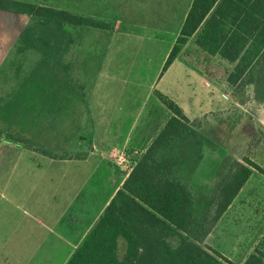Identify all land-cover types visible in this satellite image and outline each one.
Wrapping results in <instances>:
<instances>
[{"label":"rangeland","instance_id":"1","mask_svg":"<svg viewBox=\"0 0 264 264\" xmlns=\"http://www.w3.org/2000/svg\"><path fill=\"white\" fill-rule=\"evenodd\" d=\"M22 1L90 16L109 23L111 27L101 29L68 26L69 33L66 37L73 40L70 45L66 44V37H61L54 31L53 42L62 41L55 58L57 64H62L63 74H56L57 77L42 74L28 77L39 64L42 54L37 50H28L25 55L20 56L17 49L21 44V33L35 20L27 15L0 9V162L8 151L1 143L5 141V135L24 136L28 132L19 130L20 125L29 126L30 131L43 132L45 136L62 135L67 143L76 139L77 131H87L89 123L86 112L89 113V107L86 99L91 97L98 80H101V84L94 92L101 93L108 106L112 109L115 107L118 111L132 112L121 118L126 121L123 124L125 129L134 123L136 116L133 115L143 105L147 112L155 108L158 102L163 103L157 91L150 94V85L162 74L193 0ZM191 44L196 46L194 42L189 46ZM189 46L185 53H193V58H199L197 54L200 52L195 53ZM23 59L22 69L19 70L18 63ZM66 64L69 68L64 70ZM220 65L222 66L221 63ZM214 66L212 64L211 72ZM218 67L215 72L226 71L227 77L229 68ZM25 77L27 80L22 79ZM18 87L19 90L20 87L25 88V91L19 92L27 95L26 101L19 104L11 101L13 94L18 92H14ZM160 88L161 85L157 88L158 91ZM226 92L230 95L224 93L222 98L219 96L217 111L209 112L196 121L193 126L195 133L187 141L176 142L173 147L160 154V158L168 157L176 161L173 175H178L191 188L199 202L197 219L204 220L209 225L216 213L218 185L232 163L236 160L245 162L246 158H250L264 168V59L248 67L243 79L235 86L227 85ZM200 96L202 97L201 91ZM256 112L260 115H255ZM137 119L135 134L140 133L145 113ZM62 138L59 137V140ZM199 143L202 144L200 159L197 150ZM69 148L57 147L59 150ZM141 156L137 153L131 158L121 155L118 163L124 167L119 159H125L129 168L124 167L123 170L127 173ZM197 159L198 163L194 166ZM102 168L105 175L107 169ZM118 182V176H115L108 182V186L115 187ZM207 200L212 201L209 210L206 207ZM93 209L94 206L91 205V217ZM170 241L177 245L178 238L172 237ZM204 243L224 252L232 260V264H243L256 247L264 248L263 172H253L228 212L211 225ZM30 247H41L44 252L48 248L46 245ZM126 249L127 243L121 238L118 250L120 257L124 256ZM68 250L67 245L65 248L61 247L52 261L42 259L40 263L66 264L71 257H65Z\"/></svg>","mask_w":264,"mask_h":264},{"label":"trees","instance_id":"2","mask_svg":"<svg viewBox=\"0 0 264 264\" xmlns=\"http://www.w3.org/2000/svg\"><path fill=\"white\" fill-rule=\"evenodd\" d=\"M0 9L35 20L21 33V44L17 49L20 56L28 50L42 54L39 64L28 77L63 74L62 64H57L55 58L62 41L53 42L54 31L66 37L68 26L111 27L109 23L90 16L22 0H0ZM192 37L205 52L219 54L236 63L228 77L229 82L236 85L248 67L264 59V0H193L163 71ZM66 41L70 45L73 40L67 38ZM23 63L24 59L18 63L19 70ZM64 66V70L69 68L67 64ZM64 73L68 75L67 71ZM20 90L25 91V88L20 87ZM20 90L19 87L14 90L18 92H13L11 101L18 104L24 101L18 100L17 94H25ZM158 95L171 111V118L136 162L66 264H232L222 252L206 245L204 239L253 171L264 173V168L250 158L245 162L234 161L218 185L214 220L210 225L204 220L199 221V202L194 193L178 175H173L176 161L160 158L162 151L170 149L174 143L187 141L195 133L193 126L196 122L191 121L173 99L161 92ZM200 144L198 159L202 158ZM211 203V200L206 201L207 210ZM172 237L178 238L177 245L170 241ZM121 238L127 243L123 257L118 254ZM243 264H264V248L256 247Z\"/></svg>","mask_w":264,"mask_h":264},{"label":"crops","instance_id":"3","mask_svg":"<svg viewBox=\"0 0 264 264\" xmlns=\"http://www.w3.org/2000/svg\"><path fill=\"white\" fill-rule=\"evenodd\" d=\"M194 40L195 37L189 40L162 74L159 69L157 80L151 82L150 94L157 91L167 95L182 107L191 121L196 122L209 112L217 111L219 96L222 98L227 93L226 86H235L228 77L236 63L219 54L205 52ZM192 42L196 46H189ZM188 46L195 53L200 52L197 54L199 58H193V53H185ZM212 64L215 65L213 72L210 71ZM218 65L229 68L227 77L226 71L215 72ZM100 81L94 84V91ZM94 91L86 99L89 128L85 132L77 131L76 139H70V143L62 135L45 136L43 132L30 131L29 126L23 125L19 130L28 131L24 136L5 135V141L1 142L8 151L0 162V264H41L42 259L49 262L66 245L69 250L65 257L72 256L137 162L125 173L118 157L144 154L172 116L162 102L147 112L143 105L133 115L136 116L134 123L125 129L123 124L126 121L121 118L132 112L112 109L104 102L101 93ZM17 97L24 102L27 99L25 94H17ZM140 113H145V119L140 133L135 134ZM55 145L70 148L59 150ZM102 167L107 169L105 175ZM115 176L119 182L115 187L108 186ZM243 190L244 187L239 194ZM91 205L94 206L93 217ZM35 245L48 248L44 252L41 247H30Z\"/></svg>","mask_w":264,"mask_h":264},{"label":"built area","instance_id":"4","mask_svg":"<svg viewBox=\"0 0 264 264\" xmlns=\"http://www.w3.org/2000/svg\"><path fill=\"white\" fill-rule=\"evenodd\" d=\"M119 162L125 165V166H124L125 169L129 168V167H128V164L125 162V159H124V158H123V159H119ZM128 170H130V169H128Z\"/></svg>","mask_w":264,"mask_h":264}]
</instances>
